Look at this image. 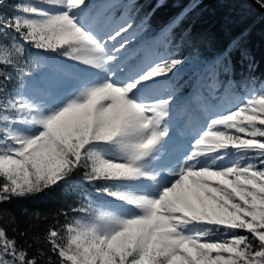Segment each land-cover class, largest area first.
<instances>
[{"label": "snow or ice", "instance_id": "obj_1", "mask_svg": "<svg viewBox=\"0 0 264 264\" xmlns=\"http://www.w3.org/2000/svg\"><path fill=\"white\" fill-rule=\"evenodd\" d=\"M135 7L0 0V205L61 186L82 201L23 244L0 209V264H264V87L193 110L171 82L186 60L132 46ZM185 39L209 79L250 58Z\"/></svg>", "mask_w": 264, "mask_h": 264}, {"label": "trees", "instance_id": "obj_2", "mask_svg": "<svg viewBox=\"0 0 264 264\" xmlns=\"http://www.w3.org/2000/svg\"><path fill=\"white\" fill-rule=\"evenodd\" d=\"M99 5L104 0H95ZM120 4H128L129 0H118ZM135 9L130 11L133 29L149 32L153 39L150 43L157 51L167 55L193 58V48L186 40L190 33L196 38L200 56L211 59L221 49L233 40H239L250 53L245 60L234 57L227 77L220 74L216 79H209L204 68L197 71H182L173 78L172 83L179 82L187 89L183 95L194 90L201 74L205 81L215 85L214 94L202 93L207 101L219 103L223 97L229 99L240 97L253 88L264 87V10L260 9L254 0H134ZM127 8L114 10L117 20L121 13H128ZM178 23L173 24L174 21ZM40 55H47L41 52ZM72 62V61H70ZM73 63V62H72ZM83 190L91 192L93 199L100 201L95 189L83 186ZM81 189H69L61 186L52 191H45L26 199H13L0 205L15 216L19 230L28 233L26 237L17 236L23 244L27 239L32 243L33 236H41L50 226H59L65 222V214L70 219L77 215L71 209L79 207ZM87 203V201H83ZM25 212L27 214H25ZM39 214L40 219L36 216ZM0 226L8 230L9 236L13 224L7 215L0 213ZM241 234H244L241 232ZM34 250V249H33Z\"/></svg>", "mask_w": 264, "mask_h": 264}, {"label": "rangeland", "instance_id": "obj_3", "mask_svg": "<svg viewBox=\"0 0 264 264\" xmlns=\"http://www.w3.org/2000/svg\"><path fill=\"white\" fill-rule=\"evenodd\" d=\"M87 3L89 4L90 9H92V10H95L98 6H100L99 2H96L95 0H87ZM130 32L136 34V38L132 44L133 47H151L153 52H156L161 56L167 55L163 52L157 51V49L152 47L151 44H148L153 39V36L149 32H142V31L140 32V31H136L134 29H131ZM41 56L46 57L47 55L46 56L41 55ZM57 59H60V58H57ZM185 60H186V63H184V65L180 69L182 71H190L193 69L199 71L202 68V65L195 63L193 58H188ZM63 62L66 65H73L74 67H77V68L83 67L82 65H77L74 62L72 63L68 60H64ZM161 79H163V78H161ZM205 79H206L205 76L201 74L198 78V84L196 86L197 88H195L194 90L189 92L187 95L181 96V101L182 102H190L191 105L193 106V110H195V106L197 105L198 102H204L205 100H207L206 98H204V95L202 94L203 92L204 93L208 92L212 95V94H214V91L216 89L215 85L211 84L210 82L205 81ZM251 90L252 89H250L249 91H251ZM249 91H247V92H249ZM247 92H245V93H247ZM244 94H242V95H244ZM223 98H225V97H223ZM233 98H236V97H233ZM233 98H231V99H233ZM183 146L186 148L188 146L187 142H185ZM97 202L99 203L100 201H97ZM95 206L96 205H93V207H95Z\"/></svg>", "mask_w": 264, "mask_h": 264}]
</instances>
